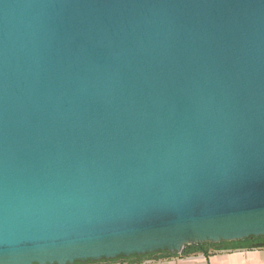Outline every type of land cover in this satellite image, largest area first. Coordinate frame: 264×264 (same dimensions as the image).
<instances>
[{
    "label": "water",
    "instance_id": "95a60500",
    "mask_svg": "<svg viewBox=\"0 0 264 264\" xmlns=\"http://www.w3.org/2000/svg\"><path fill=\"white\" fill-rule=\"evenodd\" d=\"M258 237L264 0H0V264Z\"/></svg>",
    "mask_w": 264,
    "mask_h": 264
},
{
    "label": "crops",
    "instance_id": "0c3cea01",
    "mask_svg": "<svg viewBox=\"0 0 264 264\" xmlns=\"http://www.w3.org/2000/svg\"><path fill=\"white\" fill-rule=\"evenodd\" d=\"M146 264H264V248L237 249L218 247L209 251L208 256L192 253L188 256H164L148 260Z\"/></svg>",
    "mask_w": 264,
    "mask_h": 264
},
{
    "label": "trees",
    "instance_id": "16d2710c",
    "mask_svg": "<svg viewBox=\"0 0 264 264\" xmlns=\"http://www.w3.org/2000/svg\"><path fill=\"white\" fill-rule=\"evenodd\" d=\"M235 243H247L246 249H257V248H264V237H258V238H248L243 241L235 242ZM227 243L222 242L219 244H210V243H203L197 246H186L183 248L182 252L179 254V256H188L192 253H201L205 256H208L209 251L213 249H218V247H221V245H226ZM158 254V253H157ZM167 254L168 256H175L177 254H169V253H163ZM151 256V255H149Z\"/></svg>",
    "mask_w": 264,
    "mask_h": 264
},
{
    "label": "rangeland",
    "instance_id": "374dc122",
    "mask_svg": "<svg viewBox=\"0 0 264 264\" xmlns=\"http://www.w3.org/2000/svg\"><path fill=\"white\" fill-rule=\"evenodd\" d=\"M246 245H247V243L229 242L226 245H223V246L221 245V247H226L227 246V247H230L231 250H237V249L245 248ZM164 256H168V255L167 254H163V253H158V254H153L151 256H142L140 258H131V259H128V260H129L130 263L135 262V261L143 262L145 260H150V259L152 260L153 258L164 257ZM86 264H99V263H86Z\"/></svg>",
    "mask_w": 264,
    "mask_h": 264
},
{
    "label": "built area",
    "instance_id": "2783aa9c",
    "mask_svg": "<svg viewBox=\"0 0 264 264\" xmlns=\"http://www.w3.org/2000/svg\"><path fill=\"white\" fill-rule=\"evenodd\" d=\"M135 258H140V257H135ZM131 259V258H129ZM97 263H101V264H146L148 263V260H145L143 262H139V261H135L130 263L128 259H117V260H112V261H105L104 262H97Z\"/></svg>",
    "mask_w": 264,
    "mask_h": 264
},
{
    "label": "snow or ice",
    "instance_id": "6c2138e0",
    "mask_svg": "<svg viewBox=\"0 0 264 264\" xmlns=\"http://www.w3.org/2000/svg\"><path fill=\"white\" fill-rule=\"evenodd\" d=\"M113 255H114V253H113Z\"/></svg>",
    "mask_w": 264,
    "mask_h": 264
}]
</instances>
